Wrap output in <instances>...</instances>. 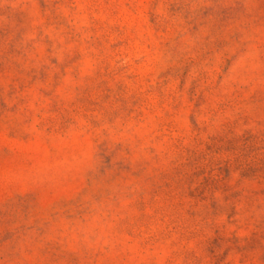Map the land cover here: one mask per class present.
<instances>
[{
	"label": "rangeland",
	"instance_id": "1",
	"mask_svg": "<svg viewBox=\"0 0 264 264\" xmlns=\"http://www.w3.org/2000/svg\"><path fill=\"white\" fill-rule=\"evenodd\" d=\"M0 264H264V0H0Z\"/></svg>",
	"mask_w": 264,
	"mask_h": 264
}]
</instances>
